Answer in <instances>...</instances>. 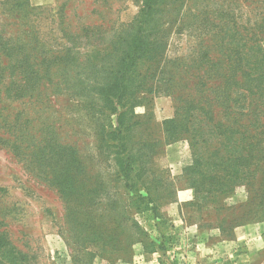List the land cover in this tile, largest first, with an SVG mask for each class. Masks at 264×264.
Returning <instances> with one entry per match:
<instances>
[{
  "label": "rangeland",
  "instance_id": "374dc122",
  "mask_svg": "<svg viewBox=\"0 0 264 264\" xmlns=\"http://www.w3.org/2000/svg\"><path fill=\"white\" fill-rule=\"evenodd\" d=\"M142 6L0 0V135L17 138H0V264H264V135L247 177L182 125L203 93L196 62L240 50L227 40L264 0H166L120 121L86 66L117 60Z\"/></svg>",
  "mask_w": 264,
  "mask_h": 264
},
{
  "label": "trees",
  "instance_id": "16d2710c",
  "mask_svg": "<svg viewBox=\"0 0 264 264\" xmlns=\"http://www.w3.org/2000/svg\"><path fill=\"white\" fill-rule=\"evenodd\" d=\"M164 4L166 0H143L140 9L141 19H137L129 26L126 36L122 33L112 42L113 51L121 44L118 50L122 52L117 56V60L112 59V63L106 65L86 66L88 69H94L96 75L102 74L103 78L106 76L109 78V83L104 88L100 86L99 90L102 93L104 90L108 92L106 100L111 104L112 110H117L120 121L121 116L126 113L120 107H127L131 102L127 92L128 86L124 81H132L139 64L138 60L147 58L149 52L163 41V32L156 27L155 20L156 14L162 12ZM223 11L227 12L234 24L237 23L232 10ZM223 23L226 24L225 20ZM240 23L229 36L231 40H227L231 44L236 43L237 33L244 40L240 50L231 47L224 52L222 50L224 48L220 46L222 50L220 57L211 56L210 63L207 59L204 62H196L202 72L196 85L204 86L201 92L207 94L202 93L196 102H192V109L196 111L190 116H194L195 119H188V125L184 119L182 125L193 147L199 142L219 139L220 145L214 149L213 155L224 157L221 152L223 149L226 154L223 155L230 161L228 168L233 165L231 175L250 177L252 173L250 163L254 165V154L258 156L261 152L259 146L262 142L261 136L264 135V14L242 16ZM62 24L63 28L71 27L64 16L59 20V25ZM93 28L106 31L109 27L102 24H86L80 27L79 31L86 32L89 36ZM81 32L74 31L76 39L80 38ZM209 52L211 49H205L206 57ZM61 56L56 57L63 59ZM70 58L76 60L75 57ZM216 105L224 108L214 110L213 107ZM179 120L175 117L169 120L168 124H177ZM0 138L11 140L13 144L17 141L15 136L0 135ZM224 141H228L227 144L224 145ZM225 162L228 163L227 160ZM257 162L259 160L255 161ZM223 164L224 162L220 163ZM218 166L217 163L215 167Z\"/></svg>",
  "mask_w": 264,
  "mask_h": 264
}]
</instances>
